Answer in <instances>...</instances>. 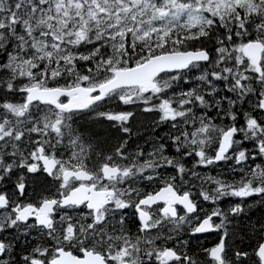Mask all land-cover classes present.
I'll return each instance as SVG.
<instances>
[{
	"label": "snow or ice",
	"instance_id": "6c2138e0",
	"mask_svg": "<svg viewBox=\"0 0 264 264\" xmlns=\"http://www.w3.org/2000/svg\"><path fill=\"white\" fill-rule=\"evenodd\" d=\"M0 264H264V0H0Z\"/></svg>",
	"mask_w": 264,
	"mask_h": 264
}]
</instances>
